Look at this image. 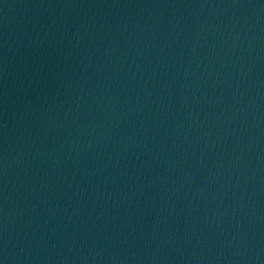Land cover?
Returning <instances> with one entry per match:
<instances>
[{
	"label": "water",
	"instance_id": "water-1",
	"mask_svg": "<svg viewBox=\"0 0 264 264\" xmlns=\"http://www.w3.org/2000/svg\"><path fill=\"white\" fill-rule=\"evenodd\" d=\"M0 264H264V0H0Z\"/></svg>",
	"mask_w": 264,
	"mask_h": 264
}]
</instances>
